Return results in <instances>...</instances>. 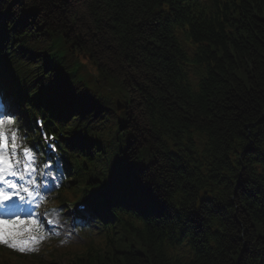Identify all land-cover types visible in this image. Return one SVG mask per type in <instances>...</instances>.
I'll return each instance as SVG.
<instances>
[{
	"label": "trees",
	"instance_id": "1",
	"mask_svg": "<svg viewBox=\"0 0 264 264\" xmlns=\"http://www.w3.org/2000/svg\"><path fill=\"white\" fill-rule=\"evenodd\" d=\"M217 1L0 0V87L65 127L74 196L133 214L96 249L19 259L264 264V0Z\"/></svg>",
	"mask_w": 264,
	"mask_h": 264
},
{
	"label": "snow or ice",
	"instance_id": "2",
	"mask_svg": "<svg viewBox=\"0 0 264 264\" xmlns=\"http://www.w3.org/2000/svg\"><path fill=\"white\" fill-rule=\"evenodd\" d=\"M75 115V113H73ZM14 114L10 111L9 107L0 103V244L7 245L14 250H18L21 253H26L28 251H34L33 245L38 244L43 237L38 238L35 235H31L33 229L26 228L30 223L32 225H37L38 220L32 219V213H27L29 219L22 220L20 217L23 214L21 205L18 201H24L25 203H31L30 200H26L24 195L21 193H27L28 196H32V193L27 187L23 185H18L16 183V177L18 172L12 162L11 157L5 154L8 148V136L5 133L6 125H11L13 123ZM41 127L42 122H38ZM45 139H48L45 134ZM12 151L15 153L17 144L16 132L13 131L11 134ZM73 143L79 147H83L85 143V138H81L78 135L73 136ZM51 147L54 148V145ZM25 157H29L31 152L28 148L23 149ZM17 164L20 161H16ZM23 179V176L19 177ZM57 211H62L58 209ZM9 219H5V217ZM40 223L46 224L51 223V221H39ZM29 233L27 238H23L24 230Z\"/></svg>",
	"mask_w": 264,
	"mask_h": 264
},
{
	"label": "rangeland",
	"instance_id": "3",
	"mask_svg": "<svg viewBox=\"0 0 264 264\" xmlns=\"http://www.w3.org/2000/svg\"><path fill=\"white\" fill-rule=\"evenodd\" d=\"M120 102L123 103L122 101H120ZM14 104H15V102H14ZM83 236L85 238L84 240H86L87 236L85 234ZM47 248H48V246L45 247L43 250H45ZM171 250H172V252L174 254L180 255V256H182L184 258H191L193 256V251H192L191 247L188 244H180V245L172 248Z\"/></svg>",
	"mask_w": 264,
	"mask_h": 264
},
{
	"label": "bare ground",
	"instance_id": "4",
	"mask_svg": "<svg viewBox=\"0 0 264 264\" xmlns=\"http://www.w3.org/2000/svg\"><path fill=\"white\" fill-rule=\"evenodd\" d=\"M194 77V76H193ZM117 105H122L123 107H126V105H124L123 103H121V102H118L117 103ZM151 200H155V198H152ZM123 212H125L124 210H123ZM91 213V212H90ZM71 251H75V250H71ZM186 259V258H185ZM187 260V259H186Z\"/></svg>",
	"mask_w": 264,
	"mask_h": 264
},
{
	"label": "water",
	"instance_id": "5",
	"mask_svg": "<svg viewBox=\"0 0 264 264\" xmlns=\"http://www.w3.org/2000/svg\"><path fill=\"white\" fill-rule=\"evenodd\" d=\"M123 108V106L122 105H119V109H122Z\"/></svg>",
	"mask_w": 264,
	"mask_h": 264
}]
</instances>
